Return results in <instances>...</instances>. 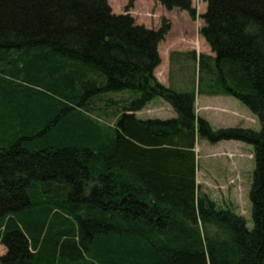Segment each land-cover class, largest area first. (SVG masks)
I'll use <instances>...</instances> for the list:
<instances>
[{
  "label": "trees",
  "instance_id": "1",
  "mask_svg": "<svg viewBox=\"0 0 264 264\" xmlns=\"http://www.w3.org/2000/svg\"><path fill=\"white\" fill-rule=\"evenodd\" d=\"M135 1L0 0V264H264V0H202L212 54H171L181 93L154 75L171 25H137ZM157 1L197 20L192 0ZM198 95L261 130H214ZM156 98L177 117L138 118ZM201 139L254 147L251 230L201 191Z\"/></svg>",
  "mask_w": 264,
  "mask_h": 264
},
{
  "label": "rangeland",
  "instance_id": "2",
  "mask_svg": "<svg viewBox=\"0 0 264 264\" xmlns=\"http://www.w3.org/2000/svg\"><path fill=\"white\" fill-rule=\"evenodd\" d=\"M193 6L197 10V20L191 19L186 11L174 10L169 12L157 0H136L129 14L135 20L137 25H143L148 29L158 30L161 28L162 20L166 19L171 25V30L160 43L158 51L161 57V64L155 70V77L159 83L165 87H171L173 90L181 93L189 91L193 82H190V76L186 72L181 73L180 68H174L171 65V54L176 52L196 51L198 54H210L211 49L205 39L201 36L200 30L204 25L202 16L206 13L207 4L202 0H192ZM113 13L125 14L128 0H108ZM198 86V83L196 84ZM128 97L133 96L129 92L110 94L106 96L102 103L97 102V107H104L107 100L123 102ZM203 100V97L200 100ZM232 103H240V107L251 112L241 102H236L235 98H229ZM197 103L196 111L201 116L210 118L207 121L214 130L229 128L232 122H246L254 131L259 132L261 126L259 121H250L247 118H239L223 111L208 112L201 111L202 102ZM232 109L238 110L236 107ZM112 111V109H109ZM203 112V113H202ZM140 119H173L177 114L164 99L156 98L147 105L142 111L136 113ZM233 121H232V120ZM238 119V122H237ZM231 120V121H230ZM115 117H110L107 122L113 125ZM228 125V126H225ZM244 128V127H242ZM248 128V127H247ZM237 141H222L212 144L207 140H202L197 146L198 155V183L201 191L206 193L217 205L218 209H230L237 215L247 220V226L253 228L252 203L250 200V191L253 184V173L255 170L254 147L243 143L242 146L231 143ZM242 143V142H239ZM6 253V249L0 246V256Z\"/></svg>",
  "mask_w": 264,
  "mask_h": 264
},
{
  "label": "crops",
  "instance_id": "3",
  "mask_svg": "<svg viewBox=\"0 0 264 264\" xmlns=\"http://www.w3.org/2000/svg\"><path fill=\"white\" fill-rule=\"evenodd\" d=\"M201 97H203V100L202 99L200 100ZM229 98L230 97H228V96H214V97L207 96V95L200 96L198 99V101L200 100V102H202V104L200 106V110L203 112L204 111L218 112L217 110H219V111H223L224 113L231 114L232 116L234 115V117L238 116L239 118H247L250 121H252L251 123H253V121H256L254 119V117L249 115L248 111H246L245 109H244V112H240V111H243V109L240 107L241 105H239L240 103H232V101H230ZM236 102H238V101H236ZM231 106L236 107L238 110L232 109ZM198 115L201 116V114H199V113H198ZM201 117L210 121V118H208V117L207 118L204 116H201ZM237 122H238V119H237ZM246 122H248V121L246 120L245 122H239V123L232 122V124H229V126L251 128L249 125H247ZM210 123L213 124L212 121H210ZM225 126H228V125H225ZM231 143L236 144V146L237 145H240V146L243 145V143H239V142H230V144Z\"/></svg>",
  "mask_w": 264,
  "mask_h": 264
}]
</instances>
